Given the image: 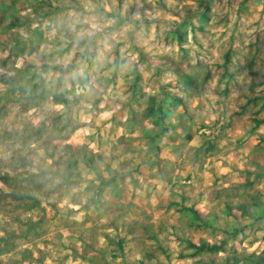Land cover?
Listing matches in <instances>:
<instances>
[{"label": "rangeland", "instance_id": "1", "mask_svg": "<svg viewBox=\"0 0 264 264\" xmlns=\"http://www.w3.org/2000/svg\"><path fill=\"white\" fill-rule=\"evenodd\" d=\"M260 256L264 0H0V264Z\"/></svg>", "mask_w": 264, "mask_h": 264}, {"label": "trees", "instance_id": "2", "mask_svg": "<svg viewBox=\"0 0 264 264\" xmlns=\"http://www.w3.org/2000/svg\"><path fill=\"white\" fill-rule=\"evenodd\" d=\"M68 67H72V64H69L67 67H61V72H63V73H66L67 72V68ZM63 101V99H58V102H62ZM75 150L76 149H79V147H77V148H74ZM92 155L93 154H85L84 155V160L85 159H87V160H89V161H91V157H92ZM87 160H85V163H87V162H89V161H87ZM242 209H243V211H246L245 210V207H241ZM188 244L191 246V247H193V248H196L197 250H199V251H202V250H215L216 248H217V246L216 245H211V244H209L208 242H205V241H203L202 243H200L199 245H197V244H195V243H193V242H190V241H188ZM261 260H263L264 261V257H262V256H260V261ZM260 261H258V264H260Z\"/></svg>", "mask_w": 264, "mask_h": 264}]
</instances>
